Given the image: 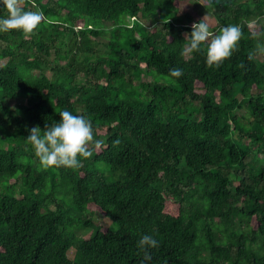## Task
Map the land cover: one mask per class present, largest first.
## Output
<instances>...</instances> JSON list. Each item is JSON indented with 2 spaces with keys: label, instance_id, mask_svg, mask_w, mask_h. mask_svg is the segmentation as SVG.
<instances>
[{
  "label": "trees",
  "instance_id": "16d2710c",
  "mask_svg": "<svg viewBox=\"0 0 264 264\" xmlns=\"http://www.w3.org/2000/svg\"><path fill=\"white\" fill-rule=\"evenodd\" d=\"M176 2L0 0V264H264V0Z\"/></svg>",
  "mask_w": 264,
  "mask_h": 264
},
{
  "label": "rangeland",
  "instance_id": "374dc122",
  "mask_svg": "<svg viewBox=\"0 0 264 264\" xmlns=\"http://www.w3.org/2000/svg\"><path fill=\"white\" fill-rule=\"evenodd\" d=\"M176 6H177V10H178V15H183L185 13H189L194 20H201L203 21L208 27L213 28L216 25V21L214 16L208 11V4H206L204 2V0H177L176 2ZM128 21V24H131V20L130 19H126ZM145 25L147 26H151V22L150 21H145V20H141ZM110 24H108L106 26V28H109ZM215 32H205L204 37L207 40H211L212 36L214 35ZM109 35L105 34L102 35L100 37L95 38L96 41H98L100 39V42L102 43L103 41H105L106 39H108ZM256 58L258 59H262L261 56L259 55H255ZM5 63V59L4 60H0V65H3ZM141 67H143V65H141ZM46 74L47 75H51V72L46 70ZM142 81L148 82L151 81L152 78L149 75H143L141 77ZM157 80L159 82H164L165 84H167L170 80L168 77H162V76H158ZM17 102L22 103V100H13L10 101V104L12 107H14ZM243 111H238V114H242ZM98 211V210H97ZM99 213L101 214V212L99 211ZM98 212L96 213V216L94 218V223L102 228H106L108 225V221L103 218L102 214L100 215ZM78 236H83V237H87L89 235V230H79L77 232ZM68 257L72 258L74 256V250H69L67 252Z\"/></svg>",
  "mask_w": 264,
  "mask_h": 264
}]
</instances>
